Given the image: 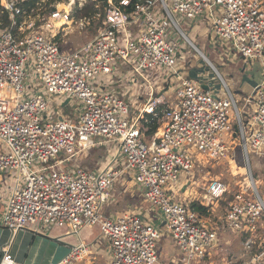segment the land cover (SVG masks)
<instances>
[{"label": "built area", "instance_id": "built-area-1", "mask_svg": "<svg viewBox=\"0 0 264 264\" xmlns=\"http://www.w3.org/2000/svg\"><path fill=\"white\" fill-rule=\"evenodd\" d=\"M64 2L55 4L56 10L40 27L35 28L38 16L25 19L17 33L0 31V174L12 178L2 225L14 234L30 225L69 228L76 234L99 226L112 250L111 264H164L159 245L165 234L158 226L130 210L115 218L102 214L114 188L130 174L143 188L147 204L160 211L181 252V263L203 262L218 245L217 232L200 211L181 200V189L171 185L183 174L191 176L196 166L190 154L195 149L212 162L234 157L238 148L248 161L250 152L262 153L264 0H140L130 12L123 7L132 0H107L110 7L98 35L72 52L64 51L56 38L73 26L83 31L94 20L76 21L72 16L75 6L83 7L87 0H68L67 6ZM2 5L21 14L13 0H2ZM203 16L215 41L230 42L247 65L256 61L262 69L261 82L242 108L224 79L225 93L218 94L210 84L181 77L176 69L179 43L171 25L185 36L179 21L196 22ZM117 62L151 86L138 112L132 113L128 99L110 87L108 76L114 75ZM159 69L165 71L164 85H175V78L180 81L176 101L161 110L158 89L149 78ZM63 97L77 100L80 112L75 119L63 117L52 106L55 98ZM148 116L164 120L151 140L141 130ZM103 144L118 146L119 156L100 173L80 166L63 169L56 161L60 155L69 160ZM225 192V184L217 179L204 199L217 201ZM233 196L223 227L216 229H234L242 236V260L250 255L242 264H264V187L260 190L252 179ZM201 205L210 207L203 201ZM88 255V247L80 243L56 264H80ZM2 263L18 264L9 245Z\"/></svg>", "mask_w": 264, "mask_h": 264}, {"label": "rangeland", "instance_id": "rangeland-1", "mask_svg": "<svg viewBox=\"0 0 264 264\" xmlns=\"http://www.w3.org/2000/svg\"><path fill=\"white\" fill-rule=\"evenodd\" d=\"M88 1L89 0L84 3V6ZM64 3L67 6L68 0ZM76 8L82 7L77 5L75 6L74 11ZM175 18L179 19L177 15H175ZM179 22L185 36L179 30H176L173 25L170 27L172 37L179 43V52L176 55L179 60V63L176 66V69H178L177 71L184 73L182 75L185 76V72H191L192 69H196L195 80H199L200 83L204 85L210 83L214 91L216 89H222L225 93L223 79L231 87V80L234 77L241 76L240 72L244 69L246 62L235 51L231 50L230 42L222 39L215 41L217 39L211 34V24L206 16L201 17L196 20V22L190 20ZM32 24L34 23L32 22L30 25ZM100 30L101 26L98 20L92 21L91 25L83 31H79L77 27L73 26V28L69 29L67 33L62 32V34L59 35L62 49L66 52L75 51L93 41ZM191 43H193L209 61L202 56ZM248 70H251L254 73H259L260 76L262 75V69L256 61H254ZM27 71L29 72V77L34 79L33 68L29 66ZM242 72H244V70ZM164 77L165 71L163 69H159L155 74L149 76L153 86L158 89V99L162 100V103L159 106L162 107L167 106V102L176 101L175 89L180 83V81L175 78V85H164ZM187 77H189V75H187ZM135 78L138 80H135ZM108 79L110 87L115 93L128 99L131 104L132 113L138 112L142 109L151 92V86L147 80L139 78L138 75L136 76L133 69L121 62L116 63L115 73L113 76H108ZM99 90H101V88L98 89V91ZM242 93L244 96L252 95V93L245 88L242 89ZM7 96L10 95L8 94ZM67 100V98L63 97L59 102L52 103V106L58 109L60 108L59 106L64 104ZM76 104L77 100L72 99L70 105L71 107H75V109L70 111V115L76 114L78 108ZM239 107H243V102L239 103ZM157 121L159 124L158 132L159 129L163 127L164 120L159 118ZM143 122L145 123L149 121L143 120ZM147 139L151 140V138L148 137ZM99 155L101 154H97L98 157ZM190 156L196 166L191 176L186 177L183 174L181 180L175 186L171 185L173 186L171 188L173 190L181 189V200L188 201L189 198L194 197L196 198V201L209 203L213 216L211 218L204 216V218L212 219L213 223H216L215 226L223 227L225 214L229 208V203L233 200V194L235 192L239 191L241 188L249 186L252 179L258 185L260 190L264 187V148L262 153L259 154L250 152L249 161L240 148L237 149L234 157L230 156L229 159L222 161H208L196 149L192 151ZM60 158L63 157L60 155L57 159ZM198 159L201 161L198 162ZM35 167L38 168L37 164ZM217 179L221 180L226 186V192L223 198L217 201H209V199L205 200L204 198L209 196L208 188L210 184ZM186 180L189 181V187L187 192L184 193L182 192V187ZM4 182L6 183V188H8L11 185L12 178L5 175ZM117 208L118 206L115 207V209ZM146 221L156 225L152 221ZM160 230L164 232L165 228L163 227ZM216 232L218 238L217 247L210 251L209 255L203 262L196 264H228L229 262L235 264L242 260V258H246L244 257V239L241 235L236 234L237 232L234 229L226 228ZM165 244L163 243V247L161 246L159 249L160 257L163 262L165 261L164 263L169 260L171 253L174 254L178 252L176 248H174L175 251L171 247L169 248V254L168 249H165Z\"/></svg>", "mask_w": 264, "mask_h": 264}, {"label": "crops", "instance_id": "crops-1", "mask_svg": "<svg viewBox=\"0 0 264 264\" xmlns=\"http://www.w3.org/2000/svg\"><path fill=\"white\" fill-rule=\"evenodd\" d=\"M248 68H250V66L245 64L243 69L244 72H242L243 70L240 72L241 76L234 77L231 80V89L238 97L240 103L248 97H253L255 88L262 79V75L260 76L259 73H254L248 70ZM195 71L196 69H192L191 72L187 71L188 73H185L189 75V77L196 79ZM182 74L184 73H180L181 77H187L186 74L185 76ZM244 88L249 90L252 95L244 96L242 93V89ZM215 91L218 94H222V89H216ZM60 100L61 98H55V103ZM70 102L71 100H67L64 104L59 106V109L63 117L75 119L79 115L80 108H77L76 114L70 115V111L75 109V107H71ZM173 102L174 101L167 102V104L169 105ZM253 107H255V104H252V108ZM97 154L101 155L98 157ZM118 156V146L103 144L81 151L74 158L69 160H66V156L61 155L63 158L57 159L56 161L62 164L60 167L63 169H73L76 166H80L86 170L100 173L115 161ZM4 180L5 174H0V264H3L2 261L5 255V248L8 245L10 246L11 255L18 264H56L70 252L73 246L79 245L80 243L87 246L89 250V255L86 257L85 261L80 264H111L112 250L110 244L102 237L101 228L99 226L85 227L79 234H76L69 228L41 227L37 225H30L14 234L10 229L4 227L2 225V220L11 189V186L6 188ZM186 184H188L187 180L184 181V186ZM188 187L189 186L184 187L182 192H187ZM195 199L194 197L189 198L188 202H194L196 201ZM117 206L118 208L115 209ZM129 210L138 214L145 220L154 222L158 228H165L160 211L147 204L143 188L135 183L130 174H125L119 184L114 188L110 200L104 204L102 214L106 218H115ZM212 216L213 214L210 218ZM210 218H203L208 227L215 231H221L216 229L221 226H215L216 223H213ZM164 234L159 249L161 246L163 247V243L165 244L167 242L165 244V249H168L169 254V248L171 247L178 250V252L174 254L171 253L166 263L181 264L182 255L175 241L166 229Z\"/></svg>", "mask_w": 264, "mask_h": 264}, {"label": "trees", "instance_id": "trees-1", "mask_svg": "<svg viewBox=\"0 0 264 264\" xmlns=\"http://www.w3.org/2000/svg\"><path fill=\"white\" fill-rule=\"evenodd\" d=\"M13 1H15L17 7L21 10V14L18 15L11 13L2 5V0H0V29L2 31H5L7 29H12L14 33H17L19 31V27L21 23L24 22L25 19L36 18L39 16L36 27H40V25L44 21L46 22L51 17V14L56 10L55 4L63 2L65 0H13ZM120 1L121 0H114V2L116 3H119ZM139 1L140 0H132L131 5L123 8L126 11L130 12L132 6ZM109 7L110 6L107 0H89L88 3L82 8H76L72 16L76 21L82 19L98 20L100 26L102 27L104 19L107 16ZM14 21L17 23L16 26H13ZM56 42L61 44L60 36L56 38ZM161 108L163 107L160 106L159 110H161ZM148 118H149L148 119L149 122L141 123V130L145 134V136H147L148 138H153L157 133L159 124L157 118L152 116H148ZM190 206L192 209L196 211H200L203 216L210 217L213 214L212 211L210 210L211 209L210 207H204L201 205V201L191 202ZM259 246H260V242H258L256 247ZM249 258L250 255L246 260H240L235 264H242L244 261H249Z\"/></svg>", "mask_w": 264, "mask_h": 264}]
</instances>
